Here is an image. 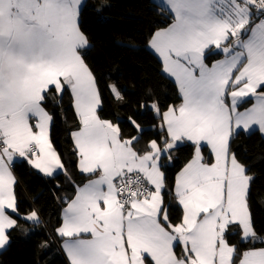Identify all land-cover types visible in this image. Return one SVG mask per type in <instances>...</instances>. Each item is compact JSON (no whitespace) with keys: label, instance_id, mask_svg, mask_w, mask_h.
Wrapping results in <instances>:
<instances>
[{"label":"snow or ice","instance_id":"6c2138e0","mask_svg":"<svg viewBox=\"0 0 264 264\" xmlns=\"http://www.w3.org/2000/svg\"><path fill=\"white\" fill-rule=\"evenodd\" d=\"M82 4L0 0V249L10 230L29 231L13 218L19 215L14 158L46 177L64 168L43 103L47 93L60 96L67 88L79 122L71 132L78 168L94 177L64 201L55 229L69 264H237V256L238 264H264V247H254L264 237L254 230L249 204L255 175L230 151L240 129L256 126L264 135V0H156L171 23L151 34L148 47L174 79L181 102L163 113L151 105L166 135L143 154L134 147L137 137L122 139L120 128L97 114L100 91L81 55L89 45L79 27ZM208 54L223 58L209 66ZM108 87L122 98L115 84ZM249 97L251 107L239 111ZM182 142L194 152L175 177L182 217L173 224L162 196V160L171 161ZM22 219L40 224L36 210ZM230 230L253 247L240 252L229 243Z\"/></svg>","mask_w":264,"mask_h":264},{"label":"trees","instance_id":"16d2710c","mask_svg":"<svg viewBox=\"0 0 264 264\" xmlns=\"http://www.w3.org/2000/svg\"><path fill=\"white\" fill-rule=\"evenodd\" d=\"M100 3L107 5L102 11L97 10ZM170 23L171 19L152 0H86L79 17V27L89 41L81 55L96 77L101 95L97 114L117 125L122 139L137 137L134 147L141 154L151 140L160 143L161 137L166 135L159 133L161 118H155L149 105L158 104L163 113L170 105L181 102L176 85L163 74L161 61L148 49L151 34ZM222 56L208 54L206 63L211 64ZM109 84L116 85L121 99L114 97ZM251 103L252 98L246 99L239 110L248 108ZM43 107L53 117L49 139L64 165L63 172L46 177L26 160L13 165L19 211V215L13 214V217L29 231L25 235L20 228L10 230V241L0 253V264H69L60 250L61 238L55 229L61 224L64 201L74 198L77 186L94 178L78 169L71 132L77 130L79 122L69 89L65 88L60 96L54 95V90L47 93ZM133 121L140 125L139 129ZM230 151L255 175L249 194L250 211L255 232L264 237V138L258 131L238 132L230 140ZM193 152L191 143L186 142L174 150L172 165H168L166 157L162 160L165 173L162 196L173 224L179 223L182 217V208L174 195L175 177ZM202 154L206 162H211L212 156L204 146ZM32 210L39 215V226L22 219ZM228 240L237 245L240 252L253 247L240 242L238 230H230ZM254 247H264V244L256 243ZM175 251L181 255L182 247L177 245ZM238 259L239 256L237 264Z\"/></svg>","mask_w":264,"mask_h":264},{"label":"crops","instance_id":"0c3cea01","mask_svg":"<svg viewBox=\"0 0 264 264\" xmlns=\"http://www.w3.org/2000/svg\"><path fill=\"white\" fill-rule=\"evenodd\" d=\"M85 1L86 0H83V4H82V7H83V5H84V3H85ZM152 2L155 4L156 3V0H152ZM82 7H81V9H82ZM168 17H169V15H168V13H165ZM148 49L160 60V58L148 47ZM83 50V49H82ZM213 51H215V49H214V47H213ZM223 58V56L220 58V59H222ZM219 60V59H218ZM216 61V60H215ZM214 62V61H213ZM212 62V63H213ZM211 63V64H212ZM211 64H208L209 66H211ZM163 72V71H162ZM167 78H169L174 84H175V81H174V79L173 78H171V77H168L167 76V74H165V73H163ZM178 91V90H177ZM69 92H70V95H71V91H70V89H69ZM72 96V95H71ZM250 98V97H249ZM246 99H248V98H246ZM252 103H253V99H252ZM252 103H251V105H252ZM151 105L152 104H150L149 105V107H151ZM251 105L249 106V107H251ZM100 106H101V104H100ZM100 106L97 108V112H98V110H99V108H100ZM245 110V109H244ZM244 110H239V111H244ZM74 112H75V110H74ZM76 114V113H75ZM31 123L33 124V126H34V124H35V120H32L31 121ZM51 124V123H50ZM252 131H258L259 132V130H258V128L256 127V126H253V128L252 129H250L248 132H245L243 129H240V130H238L237 131V133L238 132H244V133H250V132H252ZM49 132H50V125H49ZM260 133V132H259ZM261 134V133H260ZM261 136L264 138V135H262L261 134ZM184 143H186V142H182V143H178L177 144V147H179V146H181L182 144H184ZM204 147H206L208 150H209V152H210V154H211V150H210V148L206 145V144H204L203 145ZM161 147H163V145L161 146ZM176 147V148H177ZM175 148V149H176ZM174 149V150H175ZM174 150L172 151V157L174 158ZM166 157V156H165ZM166 159H167V157H166ZM21 160H24L22 157H19V156H16L15 158H14V162H13V165L15 164V163H17V162H19V161H21ZM13 165H12V167H13ZM33 168V167H32ZM79 169V168H78ZM38 173H40L41 175H43V176H45L43 173H41V172H39L37 169H35ZM181 171V170H180ZM179 171V172H180ZM61 172H63V169H58V170H56V172H54V174H53V176L52 177H54V176H56V175H58L59 173H61ZM178 172V173H179ZM177 173V174H178ZM84 174V173H83ZM176 174V175H177ZM88 182V181H87ZM86 182V183H87ZM175 185V184H174ZM83 186V185H82ZM81 186V187H82ZM66 207V206H65ZM64 207V208H65ZM63 208V209H64ZM62 212H63V210H62ZM62 212H61V222H62ZM14 218V217H13ZM59 237V236H58ZM61 238V237H60ZM62 244H63V239L61 238V241H60V243H59V247H60V250H61V252L63 253V255L65 256V258H66V260L68 261V259H67V255H66V253L64 252V250H63V247H62ZM7 247V246H6ZM5 247V248H6ZM5 248H3V249H0V253L5 249ZM69 263V262H68Z\"/></svg>","mask_w":264,"mask_h":264},{"label":"water","instance_id":"95a60500","mask_svg":"<svg viewBox=\"0 0 264 264\" xmlns=\"http://www.w3.org/2000/svg\"><path fill=\"white\" fill-rule=\"evenodd\" d=\"M155 118L160 120L161 117H157V115L155 114ZM160 123H161V121L158 123V131H159V133H162V132H161V129H160ZM167 163H168V165H172V160L169 161V160L167 159Z\"/></svg>","mask_w":264,"mask_h":264},{"label":"rangeland","instance_id":"374dc122","mask_svg":"<svg viewBox=\"0 0 264 264\" xmlns=\"http://www.w3.org/2000/svg\"><path fill=\"white\" fill-rule=\"evenodd\" d=\"M98 113V112H97ZM253 132V131H252Z\"/></svg>","mask_w":264,"mask_h":264}]
</instances>
